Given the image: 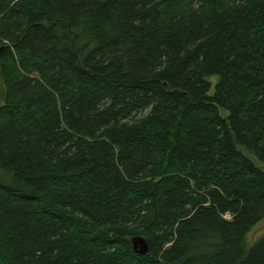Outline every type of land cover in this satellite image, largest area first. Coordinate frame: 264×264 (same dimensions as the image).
<instances>
[{
	"label": "trees",
	"instance_id": "16d2710c",
	"mask_svg": "<svg viewBox=\"0 0 264 264\" xmlns=\"http://www.w3.org/2000/svg\"><path fill=\"white\" fill-rule=\"evenodd\" d=\"M0 50L4 264H264V0H0Z\"/></svg>",
	"mask_w": 264,
	"mask_h": 264
},
{
	"label": "rangeland",
	"instance_id": "374dc122",
	"mask_svg": "<svg viewBox=\"0 0 264 264\" xmlns=\"http://www.w3.org/2000/svg\"><path fill=\"white\" fill-rule=\"evenodd\" d=\"M213 82H216V78L213 79ZM0 179L6 180V175L2 170H0ZM263 236H264V221L261 222L259 225H257L256 228L249 234L247 238V245L252 246Z\"/></svg>",
	"mask_w": 264,
	"mask_h": 264
},
{
	"label": "water",
	"instance_id": "95a60500",
	"mask_svg": "<svg viewBox=\"0 0 264 264\" xmlns=\"http://www.w3.org/2000/svg\"><path fill=\"white\" fill-rule=\"evenodd\" d=\"M132 246L135 253L139 255H146L149 252V245L144 238L136 237L132 239ZM0 264H4V261L2 260L1 257H0Z\"/></svg>",
	"mask_w": 264,
	"mask_h": 264
}]
</instances>
